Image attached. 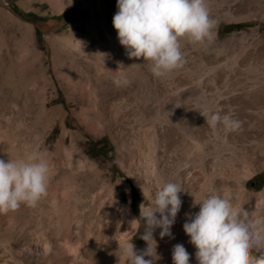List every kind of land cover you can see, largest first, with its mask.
Returning <instances> with one entry per match:
<instances>
[{
    "label": "rangeland",
    "instance_id": "obj_1",
    "mask_svg": "<svg viewBox=\"0 0 264 264\" xmlns=\"http://www.w3.org/2000/svg\"><path fill=\"white\" fill-rule=\"evenodd\" d=\"M59 3L64 7L55 8L51 0H0V157L15 158L39 151L49 161L50 177L54 171L57 181H60L57 175H65L63 170L73 169L75 195L70 201L59 199L48 211L64 231L66 212L71 217L82 214L79 238L71 237V233L65 238L68 249L84 250L90 264H124L120 245L125 238L133 237L134 245L146 247L139 237L143 224L134 208L139 211L142 202L149 203L147 191H155L157 180L152 160L155 151L145 146V139L151 134L143 126L145 116L142 118L139 113L138 101L166 124L179 111L178 94L190 89L193 115L207 139L202 146L206 155L196 150V159L210 164L227 161L230 173L242 178L249 193L258 194L264 188V111L261 116L249 117L251 123L254 121V127L250 125V128H258V139L249 144L250 162L241 164L235 171H231L229 162L233 157L229 145L233 143L226 138L223 125L212 128L203 117L206 109L225 113L216 87L221 89L233 76L241 78L243 68L264 65V0H208L210 15L216 21L214 38L204 42L181 38L183 65L161 76L148 72L152 77L151 87L136 85L135 95L128 90L133 88L132 80L128 82L130 85L114 82L108 48L102 41L99 43V38L107 39L100 33L103 32L101 18L105 19L109 32H113L111 17L117 11L116 0ZM237 23L241 24L240 28L223 30L226 24ZM120 51L123 52L118 53L119 58L127 63L125 48ZM149 66L144 63L141 67L149 71ZM130 67L123 64L127 71ZM109 85L115 91L104 94L111 88ZM236 107L226 112L239 120L241 126L243 118ZM121 116L124 123L116 119ZM188 132L176 134L177 140L189 139ZM223 140L229 148L221 151ZM60 147L62 156L55 163L51 156ZM132 186L136 188L134 192ZM253 205L260 206L259 200L255 199ZM21 206L26 213H33L32 205ZM34 209L42 220L39 227L42 231L48 214L44 213L43 205L42 211ZM261 213L254 215L264 216ZM88 221L92 224L88 225ZM131 224L133 229L128 234ZM74 226L72 221L73 229ZM106 230L111 231L110 235ZM99 232L103 236L97 238ZM157 234L158 228L153 232L154 239ZM105 235L116 238L105 241ZM55 236L59 237L57 232ZM114 239H120V244L114 243ZM156 240L159 257L155 264H172L169 256L172 246L161 237ZM90 243L91 250L86 253ZM16 246L18 251L14 256L18 260L0 250V264H40L41 261L58 264L53 256L43 257V252L41 256L35 244L17 242Z\"/></svg>",
    "mask_w": 264,
    "mask_h": 264
},
{
    "label": "clouds",
    "instance_id": "obj_2",
    "mask_svg": "<svg viewBox=\"0 0 264 264\" xmlns=\"http://www.w3.org/2000/svg\"><path fill=\"white\" fill-rule=\"evenodd\" d=\"M116 8L112 24L119 43L129 57L148 62L156 76L183 65L181 38L204 42L215 35L216 21L210 15L208 0H116ZM203 117L210 127L222 124L226 132L240 126V121L227 112L206 109ZM50 171L48 159L39 151L0 157V213L22 204L35 205L47 194ZM182 191L178 183L163 180L158 181L154 192L147 191L149 203L139 205L138 215L143 224L139 237L146 247L138 250L133 237L126 238L120 245L124 264H154L158 259L153 232L159 228L161 238L172 236ZM193 204L198 210L185 213L182 228L195 248L197 264H264V252L255 255L250 251L264 247V216L234 202L228 186L206 192ZM190 255L183 243L172 246V264H190Z\"/></svg>",
    "mask_w": 264,
    "mask_h": 264
},
{
    "label": "bare ground",
    "instance_id": "obj_3",
    "mask_svg": "<svg viewBox=\"0 0 264 264\" xmlns=\"http://www.w3.org/2000/svg\"><path fill=\"white\" fill-rule=\"evenodd\" d=\"M51 1L53 2L54 7L57 9H61L64 7V4L59 5V2H61L62 0ZM93 23H90V25ZM100 24L102 26H100V28L103 29V32L100 33H102L103 36L105 35L107 39L101 40L98 37L99 43H101L102 41V43L105 44L108 48L107 53L110 57V60L112 61L110 74L112 76V79H114V82L124 85L132 80V82H134V85H132V90L128 88L127 89L129 90V93H134L133 95H135L137 91L136 85L138 87L143 86V88L144 86L147 88L151 87L149 85H151L152 77H150L148 72H150L152 76H155V74H153V72L150 70V66L149 71H146L141 67L142 64L149 63L144 62L143 58L129 57L128 55L126 60L127 63L122 62L121 58H119L120 56L118 55V53L121 54L123 51H120V49L124 47L119 43L116 30L114 29V27H112V30L110 31L113 32H109V28H107L104 18L100 19ZM123 64L130 65L131 69L129 71L125 70L123 68ZM262 64L257 66L251 65L252 67L249 66L246 69L243 68L244 70L241 69L243 76L241 78L239 77L240 79H234L233 76V80L227 83L225 82L221 89L218 87H216L215 89L218 92V96L222 97V105L225 106L222 112L233 111L234 107L238 106L236 107V111L239 112L243 118L241 126L235 130L227 131L226 135V138H229V141L233 143V145H229L230 149L233 148V157L231 156L230 161L228 160L232 163L231 166L229 164V166L231 167V171L237 170V167H239L243 163L245 164L250 162L252 158L250 156L251 154L248 151V149L250 148L249 144L257 141L258 139V137L256 136V129L258 128H256L255 130L250 128V125H253L254 121L251 123V118L249 117H252L253 114L261 116L264 111V65ZM247 65L249 64H246V66ZM109 87L111 86L109 85ZM114 91V87H111L110 89L105 90V92L103 93L111 94ZM190 92V89H186L185 91L178 94L177 101L178 104L179 102L181 103V106H179L180 108L177 113H173V119L170 121L168 120L169 124L167 122L165 124L162 119L158 118L159 116L156 117V115H151L148 109L143 106L144 104L142 105V103L139 101L137 102V107L141 117L144 118L145 116L144 122L146 124H143V126H146V128L149 130V133L151 134L145 139V146L147 149L155 151L154 155L152 154L154 158L152 160L155 161L153 173H155L157 184L159 180L174 181L178 183L183 190L180 193L182 200L181 208L176 215L175 223L171 227L172 236H165L163 237V239H165L170 246H173L178 242L183 243L189 253L192 254L190 255V261H193V263L190 264H197L194 255L195 248L189 242V238L184 233L182 228V224L186 218L185 213H194L198 210V205H194L193 200L200 198L210 190L222 191L225 186H228L232 191L234 202L240 203L242 207L248 206L247 209H250L253 214H255V212L264 213V188L258 194L249 193L244 188L242 178L235 175L236 173L233 174L234 172L230 173V170H228L227 166L228 163H226L227 161H216L210 164L206 161H201V159H196V150H199L201 154L206 155V153H202V146L203 144L207 143V139H205V137H203V134L201 133L200 122L193 115V112L195 111H192L191 109L190 100L192 98H190L189 96ZM118 118L122 123L123 117H117V121H119ZM252 127H254V125ZM187 130H189V132ZM184 132H188V136L191 141L187 142V140L189 139L177 140L178 138L176 134H185ZM184 137H186V135H184ZM221 144L223 145H221V151L229 148L226 147V140H223ZM59 149L62 148H58V152L55 155L51 156L52 158H54L55 163H58L60 157L62 156V150L59 152ZM169 153L173 154L170 155ZM68 165H70V163ZM70 166L73 167L72 165ZM194 168H197V170L194 171ZM52 172V177L49 178L47 186V194L42 197L35 205H32L33 213H26V211L24 210L25 207L23 206V208L22 206H20L15 210L0 214V250H2V252H5V256L7 252V255L9 257L18 260L14 256L15 252L18 251V247L16 246L17 242L22 243V245L35 244L36 248L41 252V256L42 252L43 257L53 256L58 260V264H90L91 261H87L86 257L84 256V250L79 251L71 248L68 249L65 245V238L70 233L71 237H74L75 239L79 238L78 227L83 219L82 214H80L79 217L76 215H73L71 217L66 212L64 215V224L67 226V229L64 231L61 227H59V224L57 222L53 221L54 217L50 213H48L49 209L53 208V206H55L59 202V199H61V202H65V200L70 201V199L73 198V196L75 195L74 189L76 187V183L72 178L75 173L73 169L67 168L63 170V174H65L64 176L57 175L58 178L60 177V181H57V179L54 180L53 177L54 171ZM157 184H155V186ZM57 192H60V194L56 195ZM49 193L51 194L50 196L48 195ZM255 199L259 200L260 206L254 207L253 201ZM42 205L43 211L45 210L44 213H47L48 215L44 217V228L42 229V231H39L42 220L40 219L38 213H34L36 211L34 207L42 211ZM263 213H261L260 215H262ZM55 221H58V218H55ZM72 221H74L76 226H74V229L72 227ZM92 221H88L87 224L91 225ZM133 225L134 224H131L128 234L132 231ZM159 231L160 230L158 228V234L155 237V240L157 238H160ZM56 232L59 235L58 238L55 236ZM110 232V230H106V234L110 235ZM102 233L103 232H99L97 238L103 236ZM109 237L111 239L112 236H106L105 241H108ZM114 237L116 238V236H113L112 238ZM120 242V239H114V243L120 244ZM89 245L90 246L87 247L88 250L86 248V253L91 250L90 248L92 244L90 243ZM134 246L138 250H143V248H141L140 246ZM29 249L31 250V248ZM20 250H22V248ZM250 251H252L255 255H259V253L264 252V247H254V249ZM169 256L171 257V253L169 254ZM155 261L154 264L157 262ZM40 264H42V261Z\"/></svg>",
    "mask_w": 264,
    "mask_h": 264
},
{
    "label": "trees",
    "instance_id": "obj_4",
    "mask_svg": "<svg viewBox=\"0 0 264 264\" xmlns=\"http://www.w3.org/2000/svg\"><path fill=\"white\" fill-rule=\"evenodd\" d=\"M241 27V24H226L224 27H223V30L225 31V32H229V31H231V30H233V29H236V28H240ZM131 189H132V192H134L135 190H136V188L134 187V186H132L131 187ZM137 203V202H136ZM134 212H135V214L137 215V217H138V215H139V211H138V209H136V208H134ZM139 219V218H138Z\"/></svg>",
    "mask_w": 264,
    "mask_h": 264
}]
</instances>
